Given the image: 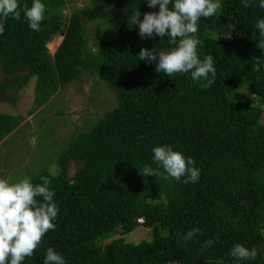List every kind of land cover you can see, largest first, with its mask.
Masks as SVG:
<instances>
[{
  "label": "trees",
  "instance_id": "obj_1",
  "mask_svg": "<svg viewBox=\"0 0 264 264\" xmlns=\"http://www.w3.org/2000/svg\"><path fill=\"white\" fill-rule=\"evenodd\" d=\"M73 1L41 0L46 12L39 32L22 13L20 20L8 18L0 36V96L15 97L33 78L35 105L43 106L87 74L116 99L112 111L70 140L55 162L56 173L45 168L31 178L39 184L49 177L59 212L55 230L23 264H44L49 247L66 264H264V68L252 70L255 57L264 61L257 47L256 22L264 18L259 0L247 8L241 0H220L219 12L199 21V56L211 55L217 71L207 89L190 73L169 77L156 72V62L139 60L142 48L176 46L167 36L142 39L138 25L128 23L133 12L143 19L159 6L88 0L65 18L62 9ZM18 2L31 7L33 0ZM90 22L107 26L93 47L86 37ZM57 35L62 39L51 55L47 44ZM237 84L246 85L256 105L233 97ZM15 121L0 115V141ZM163 145L195 160L197 183L140 173L145 164L158 168L152 149ZM71 161L79 168L69 176ZM138 227L150 232L151 241L114 238L118 229L126 235ZM195 228L202 234L179 239ZM209 239L216 242L203 248ZM237 243L256 246L257 258L231 257Z\"/></svg>",
  "mask_w": 264,
  "mask_h": 264
},
{
  "label": "clouds",
  "instance_id": "obj_2",
  "mask_svg": "<svg viewBox=\"0 0 264 264\" xmlns=\"http://www.w3.org/2000/svg\"><path fill=\"white\" fill-rule=\"evenodd\" d=\"M241 2L247 8L252 0ZM147 5L149 8L159 6V11L144 13L143 19L139 11L133 12L128 19L129 25H138V34L142 39L167 36L176 42V46L169 51L159 52L155 48H142L138 54L139 60L149 64L156 62V72L169 77L190 73L191 79L200 87L209 88L215 83L217 71L211 55L203 59L199 56L198 46L203 44L198 35L199 21L216 15L221 9L220 0H147ZM258 6L264 9V0H259ZM45 12L46 7L41 0H33L31 7L25 4L23 8L18 0H0V36L5 32L8 18L20 20L22 13L30 29L39 32ZM256 28L261 37L257 47L264 50V18L256 22ZM262 68L264 61L255 57L252 70L260 72ZM152 151L153 162L158 168L145 164L139 170L143 176H164L176 181L183 178L184 183L199 181L200 170L195 167L196 162L192 157L186 158L169 145L154 147ZM40 179L42 182L39 184H33L28 178L10 183L0 177V264H23L26 258L33 256L45 235L56 228L54 221L59 208L54 201L55 192L50 188L52 181L48 176ZM197 233H201L199 228L188 231L179 239L188 241L194 239ZM215 242L209 239L203 248L211 247ZM259 252L256 246L249 249L237 243L230 250V256L237 260H255ZM44 264H66V261L49 247ZM219 264H223V261Z\"/></svg>",
  "mask_w": 264,
  "mask_h": 264
},
{
  "label": "rangeland",
  "instance_id": "obj_3",
  "mask_svg": "<svg viewBox=\"0 0 264 264\" xmlns=\"http://www.w3.org/2000/svg\"><path fill=\"white\" fill-rule=\"evenodd\" d=\"M88 0H74L62 9L68 18L73 9L84 7ZM104 22H90L86 26V37L89 46L100 32L106 28ZM61 36H55L48 44L47 50L53 55L61 42ZM3 75L0 74V81ZM35 79H31L15 97L9 94L0 96V115L16 119V127L0 141V177L10 183L36 176L47 168L56 173L55 162L60 154L67 149L69 142L80 132L87 131L91 122L98 120L103 114L116 107V99L105 83H95L87 74L81 81L51 97L43 106L34 102ZM235 96L242 102L254 100L246 91L245 84L233 86ZM256 105L255 100L251 101ZM261 123L264 124V105ZM96 123V122H94ZM79 164L70 162L69 176H72ZM118 229L116 238H123L125 243L137 244L141 241H151L150 232L138 227L134 231L121 235ZM108 242V241H107Z\"/></svg>",
  "mask_w": 264,
  "mask_h": 264
},
{
  "label": "built area",
  "instance_id": "obj_4",
  "mask_svg": "<svg viewBox=\"0 0 264 264\" xmlns=\"http://www.w3.org/2000/svg\"><path fill=\"white\" fill-rule=\"evenodd\" d=\"M138 222H142V220L139 219Z\"/></svg>",
  "mask_w": 264,
  "mask_h": 264
}]
</instances>
